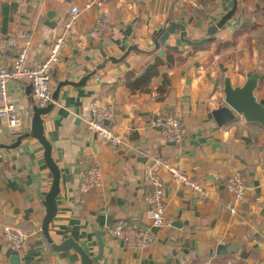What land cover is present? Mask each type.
<instances>
[{
  "label": "crops",
  "instance_id": "0c3cea01",
  "mask_svg": "<svg viewBox=\"0 0 264 264\" xmlns=\"http://www.w3.org/2000/svg\"><path fill=\"white\" fill-rule=\"evenodd\" d=\"M90 2H95L93 7L84 10ZM233 4L234 0H0V69L12 67L26 40L31 43L30 62L42 61L50 50L53 28L68 18L73 6L82 10L53 74L52 98L62 84L58 98L43 116L44 136L60 170L57 211L49 224L54 243L71 237L94 256L99 252L97 233L104 231L103 257L97 264H264V127L242 115L220 126L213 116L225 105L227 77L235 87L255 78V97L264 104V0H237L235 15L205 47L183 43L180 29L165 45H157L155 39L171 22L183 24L190 40L206 38ZM104 10L111 30L92 37ZM167 51L174 52V64H167ZM157 58L165 63L158 76L143 89L129 88L126 76H141ZM31 92L26 80L8 85L21 127L11 132L4 124L0 139V264H13L3 237L6 228L28 236L19 251L22 264H81L77 251H55L42 231L53 182L43 145L30 136L12 147L32 130ZM95 97L101 107H112L110 126L122 136V145L114 147L90 132V101ZM174 113L187 130L177 142L166 141L160 128L151 125L152 119ZM94 163L101 166L103 185L82 193L81 174ZM164 163L200 179L204 191L174 182ZM235 171L242 174L247 192L232 214L228 205L233 197L223 178ZM150 175L165 183L166 224L154 229L152 247L137 251L111 238L108 228L122 220L150 225L145 202Z\"/></svg>",
  "mask_w": 264,
  "mask_h": 264
},
{
  "label": "built area",
  "instance_id": "2783aa9c",
  "mask_svg": "<svg viewBox=\"0 0 264 264\" xmlns=\"http://www.w3.org/2000/svg\"><path fill=\"white\" fill-rule=\"evenodd\" d=\"M101 5L100 2H96ZM95 2L87 3L84 10H89ZM82 10L78 6L71 8L67 19L60 22L53 28L54 38L46 57L39 62H30L29 40L24 41L19 48L10 69H0V139L5 133L4 124L7 130L17 132L21 127V119L18 117L19 109L8 97V85L15 81L26 80L32 86V98L35 106L46 108L53 101L51 82L53 74L59 65L63 51L68 40L72 37L75 25ZM111 30V19L107 11H103L96 20L92 30V37H101ZM113 118L111 106L101 107L97 97L90 101V118L88 128L98 138L110 143L114 147L122 145L123 138L115 133L110 126ZM151 125L160 128L166 141H180L186 134V127L182 124L178 113L167 117H156L152 119ZM169 177L183 187L203 192L204 185L200 179L188 175L180 167L170 163H164ZM150 190L145 197L147 204V215L151 221L150 225H142L135 221L122 220L108 228L111 238L121 241L124 245H131L137 251H143L155 242L154 229L166 224V203L164 200L165 183L158 177L150 175ZM223 184L232 195L233 201L228 205L232 214L237 212L239 203L245 198L247 192L246 183L239 171H235L223 178ZM103 185V174L99 163L81 174L79 188L82 193ZM4 242L10 250H22L28 241V236L13 228H6L4 231Z\"/></svg>",
  "mask_w": 264,
  "mask_h": 264
},
{
  "label": "water",
  "instance_id": "95a60500",
  "mask_svg": "<svg viewBox=\"0 0 264 264\" xmlns=\"http://www.w3.org/2000/svg\"><path fill=\"white\" fill-rule=\"evenodd\" d=\"M236 10L237 0H234L232 8L226 14H224L215 25L209 28V36L201 40H190L186 38L183 24L171 22L167 28L157 31L160 33L158 40H156L157 45H165L170 35L174 34L178 29H180L179 37L183 43H186L190 46L203 45L209 40H211L217 33L218 29H221L235 15ZM0 54H2L1 49ZM86 80L87 78L83 81ZM61 85L58 86L57 90L53 94V99L55 98L57 100ZM256 88L257 80L255 78H249L243 86L235 87L232 85L230 78L227 77L224 82L225 105L218 107L213 111V116L217 121L218 125H224L227 122L235 120L237 115H242L243 118L246 119L248 122H257L264 127V104L257 101L254 94ZM30 89L32 90L31 85ZM52 107V104L48 105L46 108L34 106V115L32 120L31 132L19 137L17 139V142L13 144L12 147L18 146L23 138H28L32 136L39 140V142L43 145L45 149V159L49 169L53 174V182L52 187L46 196V216L43 220L42 231L45 237L47 238L48 242L51 244L52 249H54L55 251H65L69 249H74L81 256V264H97L103 257L104 243L101 239V236L104 234V231H100L97 233L99 252L97 255L94 256L89 255V253H87V251H85V249L71 237L64 239L59 244H56L52 241L51 237L49 236V224L55 217L57 211L56 198L60 192V170L52 158L51 146L44 136L43 127V116L47 115L51 111ZM110 219L111 217H109L107 221L109 222ZM219 249L225 251L224 246H220ZM8 256L10 257L13 264H22L19 251L9 250Z\"/></svg>",
  "mask_w": 264,
  "mask_h": 264
},
{
  "label": "trees",
  "instance_id": "16d2710c",
  "mask_svg": "<svg viewBox=\"0 0 264 264\" xmlns=\"http://www.w3.org/2000/svg\"><path fill=\"white\" fill-rule=\"evenodd\" d=\"M160 36V33L157 32L155 34V39L158 40ZM229 44V43H228ZM228 44H224L221 46H228ZM202 47H205L203 44ZM174 52L172 51H167L166 57H167V64L169 63L174 64L175 62V57H174ZM176 56V55H175ZM164 61L161 58H157L153 64H149L143 71L142 75L139 77H135L133 73H129L126 78H127V85L129 88L136 90V89H143L146 86H148L153 78L158 76L160 72V66L164 65Z\"/></svg>",
  "mask_w": 264,
  "mask_h": 264
}]
</instances>
